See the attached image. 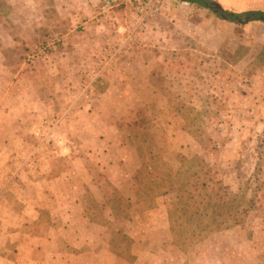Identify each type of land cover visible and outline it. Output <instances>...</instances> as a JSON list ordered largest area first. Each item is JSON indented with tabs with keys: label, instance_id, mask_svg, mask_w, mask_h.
<instances>
[{
	"label": "rangeland",
	"instance_id": "374dc122",
	"mask_svg": "<svg viewBox=\"0 0 264 264\" xmlns=\"http://www.w3.org/2000/svg\"><path fill=\"white\" fill-rule=\"evenodd\" d=\"M190 6L0 0V264H264V26Z\"/></svg>",
	"mask_w": 264,
	"mask_h": 264
},
{
	"label": "crops",
	"instance_id": "0c3cea01",
	"mask_svg": "<svg viewBox=\"0 0 264 264\" xmlns=\"http://www.w3.org/2000/svg\"><path fill=\"white\" fill-rule=\"evenodd\" d=\"M168 1L171 3L172 7L174 6L173 10H171V11H173L175 14H177V12H176L177 8H179V6L181 4H185V3L190 4L192 7L190 6V10L186 14L189 19H192V17L194 16V14H193L194 12L197 11L198 14H200L201 10H207V8H208V7H199L195 4H191L188 2H181L178 0H168ZM95 2H96V0H95ZM219 3H221V2H219ZM222 3H221V5L224 8L228 7V8H232L234 10H244V11L245 10H251V9L264 10V0H222ZM144 9H146V6H144ZM61 12L63 13V11H61ZM237 12H241V11H237ZM63 14H70V13L65 12ZM73 14L75 15L76 20H78L80 22L79 25H77L76 29L78 31H80L79 28L83 29V27H84L87 29V26L90 25L89 29L92 30L91 35H94V38L96 39L97 38V36L95 35L96 30H94V26H96V22H94L93 20H91V22L89 20H86L85 17H83L85 15H83V14L80 15L81 13H79V12L73 13ZM99 14H100L99 11L94 10L93 14H91L92 17L90 16L89 18H93V19L96 18L98 20ZM152 19L153 18L150 19V17H148V14L144 13L142 18H141V21H139L137 27H135V29H133L131 31L130 30L127 31V37L124 39L125 42L121 46H124V44H125V48L126 47L128 48L131 40H133L134 38H138L140 41V44H141V38H144L145 30L148 29V25L151 24ZM209 19L210 20L204 24L202 22H199L200 24L198 26L205 27L207 29V31L210 30V28L213 26L212 28H213L214 32L217 34L218 38H217V41L215 42V44L211 45L210 47L212 48L214 46H217L219 48V50L224 49V51L228 47L232 48V46H230V44H229V42H231V41L228 42L227 39H224L222 37L225 29H230L233 31H239L240 35H241V34H244V32H242L243 30L248 29L249 26H252L253 24H257L258 26L260 25L261 27L264 26V21L254 20V21H250V22H246V23L235 22V21L229 20L227 18H224L222 15L219 16L217 13L213 17H209ZM59 22H63V21L60 20ZM121 27H122V29L127 28L124 25ZM141 29H144V31H141ZM65 36H66V34H63V37H65ZM251 36H253V35H251ZM261 36L264 37V34H261ZM256 37H257V34H256ZM220 38H221V42H220ZM242 38L243 37H241V38L239 37V39L237 41L236 40H232V41L235 42L237 45L243 42V43L249 44V46L252 48H261V50H264V45H261V44H263L264 41L259 43L256 38H251L248 41H246V40L242 41L241 40ZM243 39H245V38H243ZM142 42L144 43L145 41L143 40ZM139 48H141V45H139ZM224 51L223 52L221 51V54H220V52H218V54L221 55V57H224L223 56ZM258 53L259 52H257L255 54V58L250 59L251 62L247 61L246 63L247 64L249 63L250 65H252V61H253V64L256 65L258 63L257 59H256ZM115 58H116V56L113 59H111L110 64L112 65L113 63L119 62L121 64V67L123 68V71L121 69V70H118L119 72H114L117 70L113 71L112 67L110 65L105 69V71L102 74V76H104V78L105 77L112 78L111 73L115 74L114 77L117 79H119L120 77L122 79H130L132 77H136L138 79L139 77H141V79H143V80L151 79V78L152 79L159 78L158 72L155 73L154 71H152L151 64L153 61H150L148 59H144L143 61H141V60L134 61V60H130V59L126 58L120 62L119 60L117 61V59H115ZM224 61H225V59H224ZM217 62L221 63V59L220 58L217 59ZM135 63H137V65H141V68H143L141 73H138L139 76L133 72L129 73L130 71H128L127 69H126L127 71L124 70L126 68V67L124 68V65H131L132 66ZM238 78L243 79L244 77L239 76Z\"/></svg>",
	"mask_w": 264,
	"mask_h": 264
},
{
	"label": "trees",
	"instance_id": "16d2710c",
	"mask_svg": "<svg viewBox=\"0 0 264 264\" xmlns=\"http://www.w3.org/2000/svg\"><path fill=\"white\" fill-rule=\"evenodd\" d=\"M181 2H188L191 4H195L199 7H210L211 0H178ZM224 15H222L224 18H227L229 20L235 21V22H241L246 23L250 21H264V10H245L241 12L237 11H230V10H224Z\"/></svg>",
	"mask_w": 264,
	"mask_h": 264
},
{
	"label": "water",
	"instance_id": "95a60500",
	"mask_svg": "<svg viewBox=\"0 0 264 264\" xmlns=\"http://www.w3.org/2000/svg\"><path fill=\"white\" fill-rule=\"evenodd\" d=\"M209 5H210V7L214 8V10L217 14L224 15L223 12H224L225 8L221 5V3L216 2V1H211Z\"/></svg>",
	"mask_w": 264,
	"mask_h": 264
}]
</instances>
